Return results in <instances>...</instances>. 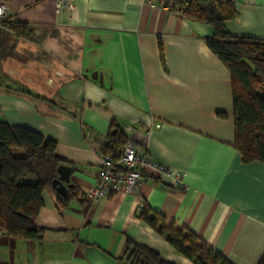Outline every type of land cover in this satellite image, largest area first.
<instances>
[{
  "label": "crops",
  "instance_id": "obj_1",
  "mask_svg": "<svg viewBox=\"0 0 264 264\" xmlns=\"http://www.w3.org/2000/svg\"><path fill=\"white\" fill-rule=\"evenodd\" d=\"M6 0L0 28V122L55 141L71 167L65 202L42 193L39 239L0 233V264H127V241L172 264H194L138 217L141 205L194 232L233 264L264 257V163L234 147L230 73L208 48L209 25L144 0ZM237 38L264 41V0H232ZM158 125V126H156ZM127 127H130L127 130ZM183 174L185 189L148 175L129 194L84 198L110 133Z\"/></svg>",
  "mask_w": 264,
  "mask_h": 264
},
{
  "label": "trees",
  "instance_id": "obj_2",
  "mask_svg": "<svg viewBox=\"0 0 264 264\" xmlns=\"http://www.w3.org/2000/svg\"><path fill=\"white\" fill-rule=\"evenodd\" d=\"M190 20L206 23L213 35L205 39L208 48L230 73L234 124V147L243 162L264 163V41L237 38L225 29V22L236 15L232 0H177ZM15 36L30 33L27 23L3 22ZM127 136L115 130L107 137L102 151L120 153ZM55 141L22 126L0 122V233L10 239H39L42 229L34 223L42 193L51 188L61 159ZM57 193V192H56ZM58 194V193H57ZM60 202L65 199L58 194ZM138 217L167 243L194 264H233L213 250L191 230L167 223L163 215L141 205ZM127 264H172L145 245L127 241ZM257 264H264L261 257Z\"/></svg>",
  "mask_w": 264,
  "mask_h": 264
},
{
  "label": "built area",
  "instance_id": "obj_3",
  "mask_svg": "<svg viewBox=\"0 0 264 264\" xmlns=\"http://www.w3.org/2000/svg\"><path fill=\"white\" fill-rule=\"evenodd\" d=\"M151 6H158L166 10H180L177 0H144ZM74 8L71 0H56L55 14H64ZM10 16L6 0H0V28ZM158 126V125H156ZM130 127H127L129 130ZM158 177L167 176L171 179L173 189H185L183 174L171 169L162 162L149 156L143 149L127 141L116 155L99 152V165L95 183L84 192V198L96 202L104 196L116 193L129 194L133 192L143 178L148 175Z\"/></svg>",
  "mask_w": 264,
  "mask_h": 264
},
{
  "label": "water",
  "instance_id": "obj_4",
  "mask_svg": "<svg viewBox=\"0 0 264 264\" xmlns=\"http://www.w3.org/2000/svg\"><path fill=\"white\" fill-rule=\"evenodd\" d=\"M70 173L71 167L69 165L59 164L57 166V177L51 183L52 189L63 197H66L68 190L74 187L70 180Z\"/></svg>",
  "mask_w": 264,
  "mask_h": 264
}]
</instances>
